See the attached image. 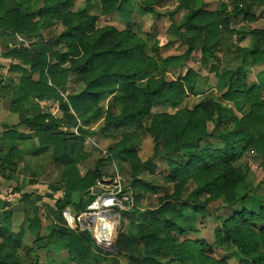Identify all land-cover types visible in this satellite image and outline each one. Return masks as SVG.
<instances>
[{"label": "rangeland", "instance_id": "374dc122", "mask_svg": "<svg viewBox=\"0 0 264 264\" xmlns=\"http://www.w3.org/2000/svg\"><path fill=\"white\" fill-rule=\"evenodd\" d=\"M121 1L17 0L21 9L33 15L29 21L33 31L27 35L0 31V37L5 38L1 52L6 50L10 58L7 75L0 76V264H135L129 256L138 264L155 257L159 264H264L262 247L254 246L246 256L230 240L234 237L241 244L256 243L258 231L264 229V222L249 224L241 217L245 211L257 214V201L264 204V60L254 63L249 54L255 34L264 32V4L249 0H126L128 20L116 11L101 14L105 2H113L115 8ZM44 6L52 7L46 18L37 13ZM200 9L222 15L226 25L213 33L204 27L194 32L198 26L187 22V17ZM83 16L87 23H82ZM107 29L111 33L104 34ZM46 46L50 51L45 63L61 74L68 73L66 83L55 87L60 99L48 96L39 101L30 91L25 97L23 90L25 83L40 80V71L31 72V66ZM210 46L212 50L204 53ZM102 50L113 53L100 58L97 69L85 76L84 82L104 73L123 78L117 81L114 94L104 92L92 106L86 116L89 122L83 126L70 106L65 109L61 103H67L68 93L82 89L71 70ZM189 72L194 74L191 90L180 86ZM232 74H239V90L257 87L256 104L226 99L227 80ZM224 77L226 86L221 87ZM159 85V94L141 114L145 100L142 89L152 91ZM117 94L123 97L113 100ZM16 97L26 101L11 104ZM132 112L137 117L127 122V128L136 138L127 160L119 153L125 134L108 136L100 129L109 113L115 121ZM68 113L77 120L75 126H70ZM35 114H48L59 121L53 132L70 142L71 167L53 165L50 148L33 155L39 136L20 121ZM240 126L246 130L235 138L237 157L225 159L220 136ZM12 130L31 138L18 140L9 135ZM157 132L170 139V158L188 170L187 176L174 178L167 162L154 153ZM247 137L253 144L244 149ZM181 139L200 142L178 148ZM159 145L162 149L161 142ZM10 147L11 155L7 151ZM198 154L212 160L209 170L201 169L197 159H188ZM144 162L155 166L154 173L141 171L135 178L149 189H134V166ZM89 173L94 174V181L87 188ZM97 182L115 186L122 191L119 200L128 196L130 205H121L126 210H110L115 226L109 245L96 242L94 227L84 231L91 239L90 257L80 263L76 251L63 247L64 238L54 234L52 229L62 223L49 208L71 188L70 201L84 204V209L65 210L81 220L80 215L99 195L93 193ZM26 195L28 199H23ZM242 196L246 198L243 203ZM167 203L185 204L188 213L194 214L193 225L179 221L182 233L155 225V221L164 220L160 209ZM234 216L239 218L234 220ZM221 218L227 220L228 237L222 232ZM150 232L155 234L160 252L150 251L155 244L146 247L141 239ZM166 251L173 253L165 257L161 252Z\"/></svg>", "mask_w": 264, "mask_h": 264}, {"label": "trees", "instance_id": "16d2710c", "mask_svg": "<svg viewBox=\"0 0 264 264\" xmlns=\"http://www.w3.org/2000/svg\"><path fill=\"white\" fill-rule=\"evenodd\" d=\"M17 0H0V31H6L10 35L13 34H23L27 35L28 33H31L34 29V26H32L29 21L32 19L33 15L30 14L26 9H21L19 7V4L16 2ZM250 3L253 4H264V0H249ZM62 6V4H60ZM64 5V4H63ZM57 9V16L59 15V4H56L54 6ZM40 12H37L40 17L46 18L49 14L52 13V7L50 6H44L39 10ZM113 11H116L117 14L120 16L123 20L129 19V7L128 2L126 0H123L119 3L117 7L114 8V3H107L105 2L102 5L101 14L102 15H108L112 13ZM54 13V12H53ZM46 16V17H45ZM85 16V15H84ZM84 16L81 18L82 23H87L88 20L84 18ZM87 20V21H86ZM187 22L194 25L195 27L198 26V28L194 29V32H197L201 29V27H204L205 29L211 31V33L218 31L221 27H224L226 25L225 19H223L222 15L219 14H213L206 12L205 10H196L194 12H191L189 16L187 17ZM197 25V26H196ZM111 33V30H108L104 32V34ZM99 44V43H98ZM213 46H210V48L204 50V53L209 52L212 50ZM50 51L49 46H46L44 51L39 54V59L36 60L32 66H31V72L33 71H40V80L31 83L27 82L25 89L23 90V95L26 97L27 94L30 92L32 93V97L41 101L45 99L48 96H53L56 99H60L59 94L56 91L55 87L63 86L66 78V74L68 73V70H65L62 74L60 72H57L53 66H49L45 63V60L47 58V53ZM124 51V50H121ZM113 53V50L109 51H101L96 52L91 56V58H86L80 66L74 67L71 71L77 74V82H79L82 85V89L75 92H70L67 94V103L62 102V108L64 107L67 109L68 106L75 112V115L77 116L78 120L81 121L83 126H86L89 122V120L86 118L87 114L89 113V110L92 108V106L101 98L104 94V92H108L110 95L114 94L116 91V85L117 81L123 78V76H118L115 74H108L104 73L101 74L98 77H95L93 79H88L86 82L85 76H87L90 72L97 69L98 63L100 61V58L104 57L106 54ZM50 54V52H49ZM250 56L252 57V60L254 63H258V61L264 60V32L255 34V41L253 43V46L250 51ZM52 57L59 58L60 55L58 54H52ZM171 59H176L171 58ZM167 60H170L167 59ZM46 70V71H43ZM194 74L192 72H189V74L184 78L183 84L180 86L185 85V87L188 90H191V81ZM231 79L227 80V91L225 92V97L228 100H244L246 103L250 105H254L259 100V93L258 89L255 86H250L245 91L239 90V87H242L240 84L239 74H232L230 75ZM50 83V85H49ZM173 85V84H172ZM226 86L225 77H224V83L221 87ZM220 87V88H221ZM161 90V85L159 87H155L152 89V91L148 90V88H143L142 93L145 96L144 100V109L142 108V112L144 113L146 110H148L150 106V101L153 100V96L156 94H159ZM122 94H117L113 98V100H119L122 98ZM243 98V99H241ZM26 100H22V98H15L12 100L11 104L19 105L22 104ZM117 102V101H114ZM235 104L239 105L241 102H234ZM111 108V107H110ZM67 120H69L70 123H72L70 126H75L77 124V120H75L73 114L68 113L66 114ZM137 117L136 112L129 113L128 115L122 117L121 119L118 118L115 121L110 120V113L106 117V123L104 126L100 129V132L104 135L113 136L116 137L120 135L121 133L125 134L123 140H122V148L120 149L119 153L122 156L123 159L129 158L130 155H132L134 144H135V138L136 134L135 132L128 131V123L130 120H135ZM48 119V120H47ZM128 122V123H127ZM59 121L52 119L48 114H35L34 116H31L30 118H24L20 121V125L27 128L29 131L32 132L33 135L37 134L39 136V147L37 150L33 152V155H39L40 153L46 151L48 148L51 149L50 152V158L53 162V165L56 167H63L68 168L71 167L74 159L71 154L72 147L70 142L66 138L59 137V134L54 133L53 131L57 130ZM132 128V127H131ZM129 128V129H131ZM121 129V130H120ZM246 128L244 129L243 126H240V128L235 131L228 133L225 136H220V140L224 144V148L222 150V157L225 159L229 158H236L237 157V150L234 148L236 140L235 138L239 135L243 134L245 132ZM127 134V135H126ZM9 135H13L18 140H27L31 137L28 135L18 134L16 131L12 130L9 132ZM183 136V135H181ZM33 137V136H32ZM155 137L157 142L154 146V153L156 155L162 156L163 159L167 162L168 166L173 171L174 178H183L184 176L188 175V170L182 165L179 164L175 159H171L170 155L172 154L173 150L169 148L170 139H167L164 134H161L157 132L155 134ZM174 137L176 138V133H174ZM12 138V139H15ZM6 139L3 137V140L6 141ZM10 139V138H9ZM245 141L244 149L250 147L253 144L252 138L247 137ZM162 143V149L160 148L159 143ZM197 142H200L199 139H195L192 141H185V140H179L177 143L178 148L180 147H188L191 144H195ZM128 146V147H127ZM10 155L13 152V148H9L7 150ZM188 159H197L199 166L201 169H207L209 170L212 166V160H210L209 157H202L201 154L194 155V156H188ZM1 161H5L3 158H1ZM188 163H193L189 161ZM264 165V164H263ZM134 181L133 182V188L134 189H140L142 187H145L146 189H149V186L145 184L142 181H139L135 178V176L141 172L145 171L148 174H153L155 171V166L152 164H149L148 162L144 163H137L134 166ZM89 183L86 185L87 188H90L94 181V174L89 173ZM92 183V184H91ZM54 191H57L58 188H52ZM71 188H67L65 193H63L61 198H58L55 201L54 207L49 208L51 213L54 215L56 221H60L62 225L60 227L55 226L52 230L56 236H62L64 238V241L62 242V246L71 249L70 251H76L74 254L76 259L83 263L84 261L88 260L89 250H88V244L91 242L89 233L87 232H77L74 230H70L66 227L65 222L62 218V212L66 208H74L76 212H79L80 210L83 211L84 204H75L72 201H70V193ZM46 197L51 198V196L47 195ZM23 199H28V196H24ZM41 197L37 198V200H40ZM241 202L243 203L246 198L241 197ZM92 200V199H91ZM90 200V201H91ZM138 200V197L135 198V201ZM233 204L235 202H232ZM259 211L258 213H253L251 211H245L242 212L241 217L243 218V221L245 220L249 224H253L254 222L257 223H263L264 222V204L262 201H257ZM187 206L185 204H173V203H167L164 204L161 209V215L164 217V220L162 222L155 221V225L159 227H163L167 230H172L177 233H182V227L178 224L179 221L185 222L189 226L193 225L194 222V214L188 213L186 210ZM198 211L197 208L195 209V212ZM135 213V210H132V214ZM239 216H234V220L238 219ZM221 224H222V232L224 236H229V228L227 225V220L224 218H221ZM143 228V226H138L137 228ZM141 239L144 240L145 246L152 245L150 248V251L160 252L159 250L161 248L160 245L156 244V238L155 234L153 232H150L147 235L141 236ZM232 243L243 253H247L249 251H252L254 246L257 245L259 247H262L264 250V229L258 231V240L256 243H245L241 244L236 238L232 237L230 238ZM130 243H134V238H131ZM163 256L167 257L169 254L173 253L168 251L161 252ZM246 255V254H245ZM247 256V255H246ZM129 260L132 263L138 264V262L135 261L133 257L129 256ZM158 258H147L143 260L139 264H159Z\"/></svg>", "mask_w": 264, "mask_h": 264}, {"label": "built area", "instance_id": "2783aa9c", "mask_svg": "<svg viewBox=\"0 0 264 264\" xmlns=\"http://www.w3.org/2000/svg\"><path fill=\"white\" fill-rule=\"evenodd\" d=\"M94 188L99 189L101 193L98 195L94 203H92L89 207H87L86 212L80 215L81 220L80 218L76 219V217L68 210H64L62 212V218L65 222L66 227L74 231H78V232L90 231V227H94L95 240L96 242L100 243V241L96 238V233H97L96 229H98L97 227L101 219L111 221L113 215L110 213V210L114 207L119 208L121 210H126V209H122L121 205L123 204L124 206V204L129 203L128 204L129 206L130 202H128L127 200L128 196H124L125 198L119 200L120 198L119 196L122 193V191L117 190L115 186H111L109 182H102V183L97 182L94 185L93 189ZM99 214H102L103 216L102 217L98 216ZM95 216L96 219L93 220V217ZM96 221L98 222L96 223Z\"/></svg>", "mask_w": 264, "mask_h": 264}, {"label": "bare ground", "instance_id": "6f19581e", "mask_svg": "<svg viewBox=\"0 0 264 264\" xmlns=\"http://www.w3.org/2000/svg\"><path fill=\"white\" fill-rule=\"evenodd\" d=\"M97 206V205H96ZM98 216H103L102 214H99ZM90 219V218H88ZM96 219V216L93 217V220ZM98 219V217H97ZM98 221H96L97 223ZM114 224L112 221H107L104 219H101V221L98 224V229H96V238L102 243L104 246L109 245L113 240L114 235Z\"/></svg>", "mask_w": 264, "mask_h": 264}, {"label": "crops", "instance_id": "0c3cea01", "mask_svg": "<svg viewBox=\"0 0 264 264\" xmlns=\"http://www.w3.org/2000/svg\"><path fill=\"white\" fill-rule=\"evenodd\" d=\"M4 40H5V38L0 37V76L1 75H7V68H8V65L10 63V58L7 55V51L4 50V52H1V50H2L1 45L4 43L3 42Z\"/></svg>", "mask_w": 264, "mask_h": 264}, {"label": "water", "instance_id": "95a60500", "mask_svg": "<svg viewBox=\"0 0 264 264\" xmlns=\"http://www.w3.org/2000/svg\"><path fill=\"white\" fill-rule=\"evenodd\" d=\"M93 193H94V194H100L101 191H100L99 189H95V188H94V189H93Z\"/></svg>", "mask_w": 264, "mask_h": 264}]
</instances>
